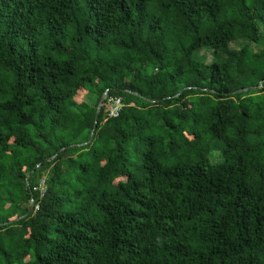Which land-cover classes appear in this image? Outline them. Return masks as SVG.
Instances as JSON below:
<instances>
[{"label": "trees", "instance_id": "16d2710c", "mask_svg": "<svg viewBox=\"0 0 264 264\" xmlns=\"http://www.w3.org/2000/svg\"><path fill=\"white\" fill-rule=\"evenodd\" d=\"M0 264H264V0H0Z\"/></svg>", "mask_w": 264, "mask_h": 264}, {"label": "built area", "instance_id": "2783aa9c", "mask_svg": "<svg viewBox=\"0 0 264 264\" xmlns=\"http://www.w3.org/2000/svg\"><path fill=\"white\" fill-rule=\"evenodd\" d=\"M109 110H110V117L111 118H118L124 108V103L121 98H113L110 100L109 103ZM40 189L43 192V195L46 193V181L44 180L42 187ZM39 209V207H38Z\"/></svg>", "mask_w": 264, "mask_h": 264}, {"label": "rangeland", "instance_id": "374dc122", "mask_svg": "<svg viewBox=\"0 0 264 264\" xmlns=\"http://www.w3.org/2000/svg\"><path fill=\"white\" fill-rule=\"evenodd\" d=\"M232 47L233 48H240V47H243V44L242 43H232ZM200 54L204 55L205 59L207 61H211V58H212V50L211 49H209V48L202 49L200 51ZM83 99L88 100L86 96H84ZM219 160H220V152H217L216 153V161H219Z\"/></svg>", "mask_w": 264, "mask_h": 264}, {"label": "water", "instance_id": "95a60500", "mask_svg": "<svg viewBox=\"0 0 264 264\" xmlns=\"http://www.w3.org/2000/svg\"><path fill=\"white\" fill-rule=\"evenodd\" d=\"M247 91H249V89H244V90H241L240 92H247ZM106 96H107V92L103 95V97H102V99H101V101H100V104H99V107H98V111H97V116H98V114H99V112H100V110H101V108H102V106H103V102H104ZM97 126H98V121H97L95 127H97ZM93 135H94V132H93ZM93 135L90 137V140H89L88 142H86L85 144H88V143L93 139ZM31 174H32V173H31ZM34 209H35V205L32 204V207H31V210H30V214L34 211ZM17 220H18V219H17Z\"/></svg>", "mask_w": 264, "mask_h": 264}]
</instances>
